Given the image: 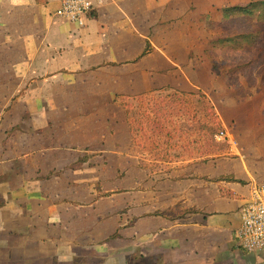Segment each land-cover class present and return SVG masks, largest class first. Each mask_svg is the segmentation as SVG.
Wrapping results in <instances>:
<instances>
[{
    "label": "crops",
    "instance_id": "crops-1",
    "mask_svg": "<svg viewBox=\"0 0 264 264\" xmlns=\"http://www.w3.org/2000/svg\"><path fill=\"white\" fill-rule=\"evenodd\" d=\"M61 1L0 0V26L30 29L0 43V264H111L121 245L158 264H264L236 241L256 181L244 156L149 190L123 105L213 80L222 1L105 0L85 27Z\"/></svg>",
    "mask_w": 264,
    "mask_h": 264
},
{
    "label": "rangeland",
    "instance_id": "rangeland-1",
    "mask_svg": "<svg viewBox=\"0 0 264 264\" xmlns=\"http://www.w3.org/2000/svg\"><path fill=\"white\" fill-rule=\"evenodd\" d=\"M221 1V16L220 10L214 12L211 25L219 31L213 37L222 40L206 48L213 80L198 82L203 90L162 91L123 103L149 190L156 191L157 181L164 179L199 178L211 162L224 164L240 156L254 179L264 183V0ZM227 14L232 20L225 21ZM22 22L29 33L27 20ZM19 31L24 33L18 18L10 17L0 26V43H22ZM222 131L228 138L219 141L216 136ZM117 248L111 264L159 263L156 257L141 255L139 245L131 257L129 245Z\"/></svg>",
    "mask_w": 264,
    "mask_h": 264
},
{
    "label": "built area",
    "instance_id": "built-area-1",
    "mask_svg": "<svg viewBox=\"0 0 264 264\" xmlns=\"http://www.w3.org/2000/svg\"><path fill=\"white\" fill-rule=\"evenodd\" d=\"M105 0H62L56 16L79 27H85L93 12ZM222 141L228 134L216 136ZM241 226L236 232L238 246L247 253L264 255V183L254 181L249 196L240 208Z\"/></svg>",
    "mask_w": 264,
    "mask_h": 264
}]
</instances>
